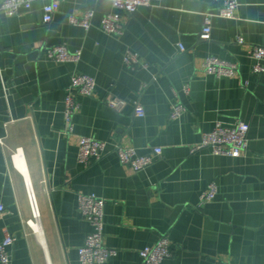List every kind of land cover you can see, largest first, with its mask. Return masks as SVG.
I'll return each instance as SVG.
<instances>
[{"label": "crops", "instance_id": "1", "mask_svg": "<svg viewBox=\"0 0 264 264\" xmlns=\"http://www.w3.org/2000/svg\"><path fill=\"white\" fill-rule=\"evenodd\" d=\"M60 1L49 23L43 16L50 0H35L14 16L0 8V204L6 207L0 242L7 232L15 237L10 264H80L92 227L79 195L91 193L106 201L104 242L117 250L104 264H139L141 249L163 236L172 256L162 264H264V72L254 73L251 57L254 46L264 47V0H236L231 18L217 13L226 0H160L132 14L118 11L120 36L102 28L103 16L117 11L110 0ZM88 9L95 12L90 28L70 21ZM207 13L212 38L203 40ZM55 45L81 49V60L50 58ZM128 50L138 53L140 65L125 63ZM209 56L237 63L238 73H207ZM79 74L94 78L96 88L92 95L75 92L70 129L65 100ZM112 99L122 101L120 109L108 104ZM178 102L185 111L173 120ZM238 120L250 125L241 156L191 152L216 121ZM82 136L106 141L101 160L79 161ZM116 145L139 154L160 146L163 154L135 171L121 163ZM26 178L41 211L42 238L26 224L32 217ZM212 182L218 193L201 204Z\"/></svg>", "mask_w": 264, "mask_h": 264}, {"label": "built area", "instance_id": "2", "mask_svg": "<svg viewBox=\"0 0 264 264\" xmlns=\"http://www.w3.org/2000/svg\"><path fill=\"white\" fill-rule=\"evenodd\" d=\"M117 11L105 14L102 18V28L108 33L115 35L123 34V24L121 13H134L142 5H152L160 0H110ZM35 0H2L0 8L9 16L19 15L23 10L30 9ZM60 0H50L44 6L43 20L45 23L52 21L55 12L60 6ZM239 3L236 0H226L218 9V15L222 17H234ZM95 12L93 9L86 10L82 16H71L70 21L86 29L91 27V21ZM200 38L210 40L212 38V15L207 13L204 18V26L200 33ZM239 42H243L242 37H238ZM184 50L185 47L180 45ZM83 51L69 50L65 45H55L48 49L50 58L59 62H78L82 58ZM251 57L254 59L253 71L256 74L264 72V47L254 46L251 49ZM125 63L130 67L140 65L138 53L128 50L124 56ZM146 66V65H144ZM204 70L217 77L234 76L239 71L237 63L221 59L217 56H209L203 63ZM96 88V80L88 75H75L69 93L65 100L64 115L70 129H72L73 116L78 109V102L75 98V92L92 95ZM186 92L190 91L189 85H185ZM108 104L116 109H120L122 101L109 100ZM185 111V106L181 103H175L172 107L170 118L179 119ZM136 113L139 116L145 115L143 106L137 104ZM250 130L249 123L238 120L233 125H226L222 121H216L212 131L203 135L200 143L191 147V152L208 150L215 155H228L232 157L241 156L248 148ZM0 145H4L3 139H0ZM121 163L130 165L135 171H140L152 165L163 154V148L160 146L152 147L147 153L139 154L133 147L115 146ZM107 153L106 141L91 136H82L79 143L78 159L81 163L89 165L92 162L101 160ZM22 159L23 154L18 149L14 154V159ZM16 161V160H15ZM17 165V163H16ZM18 166V165H17ZM19 167V166H18ZM26 190L31 207L32 217L26 224L36 235L42 233L41 211L38 205L37 196L33 185L26 178ZM218 193V186L215 182L209 184L208 189L201 195L200 202L204 204L213 200ZM106 201L102 197L91 194L79 195V209L85 219L90 223L92 229L86 237L84 245L79 249L80 264H104L111 257L117 254L116 249L109 248L104 242V211ZM6 211V207L0 204V216ZM15 237L11 233H6L0 242V263L10 264V247L13 245ZM172 256L170 249V239L163 236L154 245H149L141 249L139 264H162L164 260Z\"/></svg>", "mask_w": 264, "mask_h": 264}, {"label": "bare ground", "instance_id": "3", "mask_svg": "<svg viewBox=\"0 0 264 264\" xmlns=\"http://www.w3.org/2000/svg\"><path fill=\"white\" fill-rule=\"evenodd\" d=\"M16 159H17V158H16ZM18 160H20V159L18 158ZM19 168H20V167H19ZM40 237H41V238L43 237L41 231H40Z\"/></svg>", "mask_w": 264, "mask_h": 264}]
</instances>
